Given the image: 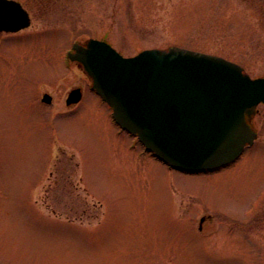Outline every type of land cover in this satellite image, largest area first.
<instances>
[{
  "label": "rangeland",
  "instance_id": "obj_1",
  "mask_svg": "<svg viewBox=\"0 0 264 264\" xmlns=\"http://www.w3.org/2000/svg\"><path fill=\"white\" fill-rule=\"evenodd\" d=\"M21 1L30 27L0 34V264H264V105L234 164L181 172L120 130L65 58L98 39L124 57L177 47L261 77L264 0Z\"/></svg>",
  "mask_w": 264,
  "mask_h": 264
},
{
  "label": "water",
  "instance_id": "obj_2",
  "mask_svg": "<svg viewBox=\"0 0 264 264\" xmlns=\"http://www.w3.org/2000/svg\"><path fill=\"white\" fill-rule=\"evenodd\" d=\"M28 26L18 3L0 0V31ZM68 57L82 66L114 121L170 167L211 170L253 143L247 120L264 103V77L251 79L234 63L177 47L124 58L97 40L74 45ZM80 98V89H74L66 104Z\"/></svg>",
  "mask_w": 264,
  "mask_h": 264
},
{
  "label": "flooded vegetation",
  "instance_id": "obj_3",
  "mask_svg": "<svg viewBox=\"0 0 264 264\" xmlns=\"http://www.w3.org/2000/svg\"><path fill=\"white\" fill-rule=\"evenodd\" d=\"M13 1L19 3V4L21 5V7H22L23 9H25V10L28 12V15H29L30 20H31V12L29 11V9H27L26 4L23 3L21 0H13ZM58 1H59V0H53V4H54V6H56V4H57ZM46 2H47V0H36V2H35V6H36L37 8H39V7H45V6H46ZM23 31H24V30L19 31V32H16V33L0 32V34H4L5 36H11V37H14V36H17V35H22ZM260 105L262 106L263 104H260ZM257 107H258V106H257ZM259 113H260V110H258V109L256 108L255 113L252 115V117H251L250 120H249V125L251 126L252 129H254V126H253V119H254V118L256 117V115L259 114ZM254 144H255V142H254ZM251 147H252V146H251ZM247 148H250V147H246V149H247ZM144 153L147 154L148 156H152L151 154H148V153L145 152V151H144ZM152 157H153V156H152Z\"/></svg>",
  "mask_w": 264,
  "mask_h": 264
}]
</instances>
